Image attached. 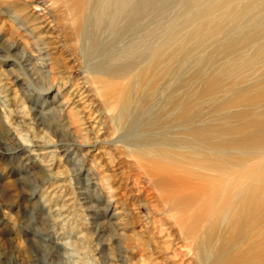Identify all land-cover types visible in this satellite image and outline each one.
I'll list each match as a JSON object with an SVG mask.
<instances>
[{
  "label": "bare ground",
  "instance_id": "1",
  "mask_svg": "<svg viewBox=\"0 0 264 264\" xmlns=\"http://www.w3.org/2000/svg\"><path fill=\"white\" fill-rule=\"evenodd\" d=\"M236 1L222 4L230 8ZM157 5L0 0V36L38 61V84L60 99L38 111L55 136L86 145L93 134L109 153L100 157L88 149L82 161L93 157L102 171L98 159L110 154L151 211V226L138 231L129 232L125 218L114 223L128 253L141 254L142 264H178L171 257L152 261L146 248L169 252L177 244L190 252L183 264H264V167L252 165L249 144L228 129L215 133L207 117L184 127L182 97L168 84L177 74L176 36L173 28L160 35ZM114 207L117 217L125 214ZM4 214L3 224L10 220Z\"/></svg>",
  "mask_w": 264,
  "mask_h": 264
},
{
  "label": "rangeland",
  "instance_id": "2",
  "mask_svg": "<svg viewBox=\"0 0 264 264\" xmlns=\"http://www.w3.org/2000/svg\"><path fill=\"white\" fill-rule=\"evenodd\" d=\"M223 2L158 0L157 29L164 36L173 28L176 36L178 79L175 84L172 76L169 91L182 97L184 127L207 117L215 133L228 129L249 144L252 165L264 167V0L230 8ZM4 21L0 16V26ZM4 40L0 36V221L5 211L10 220L0 222V264H142L141 254L125 250L128 240L114 223L125 218L129 232L138 231L151 226V211L110 154L98 159L102 171L93 157L82 161L88 149L100 157L109 153L93 134L86 145L55 136L38 111L60 99L38 84V61ZM240 148L234 147L238 156ZM115 205L125 214L117 217ZM148 244L152 261L189 259V249L182 253L177 244L169 252Z\"/></svg>",
  "mask_w": 264,
  "mask_h": 264
}]
</instances>
